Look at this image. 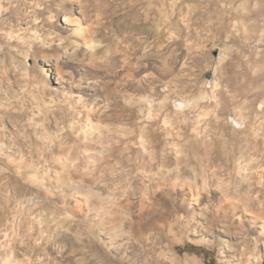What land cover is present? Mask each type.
<instances>
[{
    "label": "rangeland",
    "instance_id": "1",
    "mask_svg": "<svg viewBox=\"0 0 264 264\" xmlns=\"http://www.w3.org/2000/svg\"><path fill=\"white\" fill-rule=\"evenodd\" d=\"M226 201L264 225V0H0V264H226Z\"/></svg>",
    "mask_w": 264,
    "mask_h": 264
},
{
    "label": "bare ground",
    "instance_id": "2",
    "mask_svg": "<svg viewBox=\"0 0 264 264\" xmlns=\"http://www.w3.org/2000/svg\"><path fill=\"white\" fill-rule=\"evenodd\" d=\"M148 109V108H147ZM151 115V114H150ZM152 116V115H151ZM155 118L157 116H154ZM151 118V117H150ZM149 118V119H150ZM158 119V118H156ZM165 119V118H164ZM155 120V119H153ZM151 121V120H150ZM149 122V121H148ZM165 122V121H164ZM170 122V121H169ZM168 122V123H169ZM150 123V122H149ZM167 124V122H166ZM165 124V125H166ZM154 125V124H152ZM160 126V125H159ZM164 126V125H163ZM170 127V126H168ZM154 128V127H153ZM146 130V128H145ZM144 130V131H145ZM149 132V129H147ZM166 130V129H165ZM142 131V132H144ZM156 131V130H155ZM168 131V130H167ZM153 133V132H152ZM150 132V134H152ZM164 133V132H163ZM169 133V132H168ZM148 134V133H147ZM143 133V136H141L144 141L146 142H150L148 140L149 136ZM153 135V134H152ZM164 135V134H163ZM167 135V134H166ZM160 136V135H159ZM172 136V134H171ZM140 137V136H139ZM140 137V138H141ZM164 137V136H162ZM169 138V137H168ZM130 139V138H129ZM133 139V138H132ZM163 139V138H162ZM164 141V140H163ZM143 143V142H142ZM154 143V142H153ZM151 145L150 148L151 152H149L148 154V159H150L149 162V167L148 170L144 169L142 173H148L147 175H150V177L152 178V180H154L156 182V184L158 185L157 187H155V189H151L148 192H151L152 196L150 197V199L147 201H145L146 204H144L143 202H141V204L139 205V215H141V217L139 218L141 223V226H143L142 228H160L159 226L162 225L164 227L167 228H172V224H170L168 217L171 215L172 213V202H171V197L174 191V186L173 184L170 182L171 179V170L169 169V165H166L165 163L162 162V164L160 165V167L164 168V170H166L167 175L166 177L158 172H154V170L156 169V161H158L156 159V151L155 150V145L149 143ZM161 144V143H160ZM169 144V141H168ZM135 145V144H133ZM146 146V145H145ZM157 146V145H156ZM171 146V145H170ZM173 146V145H172ZM167 148V147H166ZM146 149V148H145ZM149 149V148H148ZM147 149V150H148ZM130 151V150H129ZM169 153V152H168ZM144 154V152H143ZM138 155V154H137ZM141 156V155H140ZM145 156V155H144ZM146 158V157H144ZM159 158V157H158ZM142 159V158H141ZM144 160V159H143ZM143 169V168H142ZM148 178V177H147ZM60 180V179H59ZM66 180H70L67 179ZM57 181V180H56ZM62 182V181H61ZM69 182V181H68ZM71 182V181H70ZM85 182V181H84ZM87 182V181H86ZM89 184V183H88ZM155 186V185H154ZM163 186V187H162ZM150 187V186H149ZM162 187V190H159V188ZM72 188V187H71ZM223 187H219L218 189H221ZM78 190H80L81 192L89 195L90 201H91V208L93 210H99L101 211V209H103L102 205H101V198H100V193L98 192V188L96 189L94 187L93 184H89V185H85L83 183L79 184V186L77 187ZM226 190V189H225ZM224 190V192H225ZM157 191H161V197H160V207L162 208L161 213L157 216H153L152 214H148L145 215L143 213L144 210H147L149 213H151L150 211L154 210V207L156 204H158V202L155 201L154 199V193H156ZM223 193V190H220ZM227 191V190H226ZM148 195V194H147ZM157 195V194H156ZM155 195V196H156ZM159 195V194H158ZM107 196V195H106ZM199 196V195H198ZM197 195H191V193H188L186 191L183 192V201L184 203H187L186 206H188V208L191 209L192 212V217L196 218V217H200L201 215H203V213H201V209H200V205H199V197ZM149 197V195L147 196ZM104 198V197H103ZM226 200V199H225ZM209 201V200H208ZM207 201V203H208ZM223 201V200H222ZM88 202V201H87ZM210 203V202H209ZM219 203V202H218ZM109 204V203H108ZM205 204V203H204ZM113 205V204H112ZM120 205V204H119ZM207 205V204H206ZM122 206V205H121ZM159 206V205H158ZM191 206H194V208ZM211 206V205H210ZM224 206V207H223ZM106 207V205H105ZM110 207V206H109ZM116 207V206H115ZM119 207V206H118ZM127 207V206H126ZM204 207V206H203ZM219 209L223 207L222 210V214H224L223 218H226L227 220H230V223L232 226L235 225V220L237 222H241V217L242 216H246V220L244 221L246 224L248 225H253L254 228L252 227V230H255L256 233H252L254 234V239H252V241H249L247 239V233H245L244 228H229L234 229V232H237V234L239 235V241L237 244L239 246H242L243 250H248L251 249L250 253H247V257H245V254H242L240 256H231L230 252L225 250L223 253L224 255L226 254L227 256H229L230 261H227L226 264H264V225L261 222H257V217L252 215V214H246L243 211H239L238 207L232 203V202H222L218 204ZM128 208V207H127ZM107 209V208H106ZM112 209V208H111ZM114 209V207H113ZM122 209V208H121ZM204 209V208H203ZM210 209V208H209ZM215 209V208H214ZM129 210V209H128ZM227 210V211H226ZM97 211V212H99ZM115 211V209H114ZM127 211V209H126ZM157 211V210H156ZM209 211V210H208ZM223 211H226L225 213ZM112 212V211H111ZM142 212V213H141ZM198 212V213H196ZM103 213V212H101ZM216 213H219L218 211H216ZM105 214V211L104 213ZM111 214V213H110ZM106 215V214H105ZM109 214H107L106 216L108 217ZM113 215V212H112ZM111 215V216H112ZM256 215V214H255ZM104 215L97 213L96 217H102ZM105 216V218H107ZM222 216V215H221ZM110 217V216H109ZM114 217V216H113ZM112 218V217H111ZM103 219V218H102ZM215 219V218H214ZM220 219V218H219ZM107 220H109V218H107ZM106 220V221H107ZM222 221V220H221ZM102 222V221H101ZM99 222V223H101ZM104 222V220H103ZM114 222V221H113ZM96 223V222H95ZM107 223V222H106ZM114 223H117L116 221ZM216 223V222H215ZM103 225V223H101ZM99 225V224H98ZM108 225V224H107ZM112 225V222H111ZM139 225V224H138ZM139 225V227H141ZM226 227V226H225ZM243 227V226H242ZM222 232V231H221ZM248 232V231H247ZM218 233V232H217ZM236 234V233H235ZM234 234V235H235ZM205 236V235H204ZM216 241V239H215ZM261 246L263 247V249H261ZM228 248V247H227ZM260 249V250H259ZM230 253V254H229ZM187 262L189 264H199L198 261L196 259L193 258H186Z\"/></svg>",
    "mask_w": 264,
    "mask_h": 264
}]
</instances>
